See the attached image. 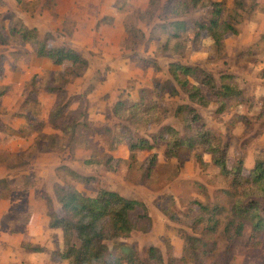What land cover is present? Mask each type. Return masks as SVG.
I'll list each match as a JSON object with an SVG mask.
<instances>
[{
	"label": "rangeland",
	"instance_id": "1",
	"mask_svg": "<svg viewBox=\"0 0 264 264\" xmlns=\"http://www.w3.org/2000/svg\"><path fill=\"white\" fill-rule=\"evenodd\" d=\"M164 1L24 0L17 5L14 0H0V92L5 90L0 95V178L7 181L0 185V264H67L51 259V252L62 247V231L49 227L47 212L49 205L59 210L53 185L68 182L87 195L105 187L146 204L151 229L108 242L132 244L143 259L150 245L157 246L166 260L179 256L182 233L200 236L186 225L189 206L197 208L189 202L225 198L220 189L228 185L210 156L203 155L208 164L200 168L190 151L183 148L177 158H166L164 145L159 144L152 150H138L129 165L122 142L124 127L146 137L163 124L182 131L174 110L177 104L187 103L186 96L182 92L157 96L154 89L155 83L170 80L171 62L198 66L217 83L222 74L233 76L243 93L237 107L221 115L214 114V104L195 107L206 127L228 143L229 166L241 159L247 172L255 158H264V77L260 75L264 70V0H246L235 21L237 33L226 35L220 48L205 32L192 42V23L188 35L168 37L159 25L168 19ZM218 1L224 3L225 15H230L233 0ZM204 15V10L195 8L182 18ZM19 21L35 26L39 38L49 34V46L75 48L87 59V69L71 77L65 70L67 64L54 65L37 56L32 45L9 35L8 29ZM179 40L182 43L176 45ZM49 87L62 88L63 93L46 91ZM69 96L77 99L65 120L81 124L64 132L63 119L54 123L52 115ZM143 97L146 103L158 104L148 120L136 122L113 115L118 100L130 104ZM81 112L84 118L77 117ZM153 116L161 117V122L150 121ZM152 151L157 164L144 181L140 167ZM107 153L126 161L115 171L85 162ZM71 172L94 179L80 181ZM162 208L177 219H169ZM248 231L246 227L234 245L229 264H264V233L259 236L262 246L252 248L246 245ZM22 240L45 250L31 252L21 246ZM220 258L223 262L227 257Z\"/></svg>",
	"mask_w": 264,
	"mask_h": 264
},
{
	"label": "trees",
	"instance_id": "2",
	"mask_svg": "<svg viewBox=\"0 0 264 264\" xmlns=\"http://www.w3.org/2000/svg\"><path fill=\"white\" fill-rule=\"evenodd\" d=\"M22 5L24 0H14ZM246 0H233L230 15H225V5L218 0H165L163 4L166 21L162 22L168 37L180 39L182 33L188 35L189 23H192V42H197L202 32L213 41L217 48L223 45L224 38L229 34H236V19L239 11L244 9ZM202 9L205 15L200 19H186L191 9ZM264 11V10H263ZM168 15V16H167ZM127 30V29H126ZM11 37L20 42L28 43L34 48L36 55L44 57L54 65L67 64L65 70L71 77L80 76L88 67L87 59L71 46H49V34L39 38L35 26H27L23 21L15 22L8 29ZM187 39V37H186ZM182 42L176 41V45ZM170 80L155 83L157 96L167 92L170 96H177L182 92L187 103L177 104L174 115L180 119L182 131L168 124L160 125L157 131L146 136H135L126 127L122 133L124 145L128 150V163L135 160L138 150L155 149L159 144L164 145L166 158H177L181 149L192 154L193 160L200 168L207 166L203 155L210 156L211 163L226 179L228 185L221 188L220 193L225 198L215 201L201 202L192 200L186 217V225L200 236L182 233L183 247L179 256L165 259L161 250L154 245L146 249V259H143L136 246L123 242L109 245L108 242L128 237L132 232L146 233L151 229L152 219L146 204L139 198L126 197L118 191L105 187H98L93 195H87L78 190L73 184L53 185V195L59 210L48 207L49 227L60 228L62 231V247L51 252L54 261H66L67 264H229L236 242L242 237L246 227L249 228L246 245L260 248L264 233V158H255L251 168L245 172L242 160L229 166L227 155L229 145L222 142L218 135L206 127V123L197 111V106L215 105L214 114L221 115L237 107L243 93L229 73L222 74L219 83L215 77L198 66L181 62H171L168 65ZM65 74V71L63 75ZM264 77V70L261 71ZM205 89V91L203 90ZM48 92L63 93L62 88H45ZM3 89L0 92L2 95ZM75 96H69L53 113V121L62 118L61 128L74 131L81 122L65 118L70 114V104ZM157 102L141 101L126 104L122 100L115 102L113 115L136 122L146 121L152 112H156ZM65 113V114H63ZM155 114V113H154ZM153 115V114H152ZM81 112L77 117H85ZM160 123L161 117L150 120ZM83 123V122H82ZM126 160L107 153L100 159H86V164L102 165L115 171ZM157 164V154L150 152L142 167L144 181L151 177ZM77 180L88 182L93 177L81 176L71 172ZM0 178V185L6 184ZM51 203V202H50ZM169 219L176 220L168 209H161ZM221 242V244L219 243ZM21 246L31 252H42L44 247L29 241H22ZM222 257H227L221 261Z\"/></svg>",
	"mask_w": 264,
	"mask_h": 264
},
{
	"label": "crops",
	"instance_id": "3",
	"mask_svg": "<svg viewBox=\"0 0 264 264\" xmlns=\"http://www.w3.org/2000/svg\"><path fill=\"white\" fill-rule=\"evenodd\" d=\"M22 241H23V240H22ZM22 241H21V242H22Z\"/></svg>",
	"mask_w": 264,
	"mask_h": 264
}]
</instances>
